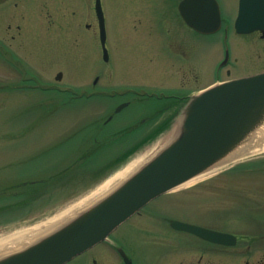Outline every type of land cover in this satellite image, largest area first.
<instances>
[{
	"label": "rangeland",
	"instance_id": "rangeland-1",
	"mask_svg": "<svg viewBox=\"0 0 264 264\" xmlns=\"http://www.w3.org/2000/svg\"><path fill=\"white\" fill-rule=\"evenodd\" d=\"M218 1L225 19L224 30L209 34L212 42L209 46L199 47L197 56L177 63L167 61L168 54L160 65L147 63L149 46L157 45L163 36L159 27L153 25L154 20L159 19L160 10L163 11L161 18L171 16L176 0H101L109 53L107 61L102 59L96 37L93 40L90 36L89 42L86 36L84 58L75 65L64 61L67 57L57 40L49 47L38 41L33 49V64L37 73L44 75L35 84L38 90L24 93L26 95L19 91L0 92V187L44 178L63 167L66 170L54 180L78 174L88 164L94 167L91 174H101L115 157L117 141L126 137V134L120 137L116 131L150 117L161 103L155 99L157 95H189L190 91L202 88L218 77L264 69V39L238 35L229 25L236 16L238 0ZM91 4L92 1L87 0L86 12L92 11ZM150 21H153L154 41L152 37L148 40L150 26L147 24ZM170 27L176 29L177 25L170 21ZM181 30L185 31L182 27ZM182 49L188 52L187 47ZM226 49H229L231 64L234 58L237 59L235 67H226L230 73L217 66ZM69 53L70 56L75 53L72 47ZM186 65L195 68L188 69ZM59 70L64 76L56 82L55 74ZM47 74L50 79L46 78ZM13 75L7 68L0 69V84L9 81ZM47 84L67 90L41 92L39 88ZM127 89L137 93L121 94ZM123 100H131V104L103 125ZM114 132L116 136L106 138L107 134ZM99 141L104 143L95 149L94 145ZM86 152L87 157L79 161L80 155ZM75 157H79L76 162ZM256 164L258 162H249L213 173L180 193L175 205L170 202L174 196H167L155 202L153 209L165 213L167 218L176 217L209 228L250 234L256 237L252 243L255 251L264 245V239L260 240L264 235V218L256 217L264 216V167L259 166L251 172L241 168ZM89 182V178L82 175L81 181L72 188L69 183L63 191L49 193L1 213L0 236L31 224L28 223L30 220L15 223L10 219L46 213L53 207L50 203L66 200ZM31 186L34 185L23 186V189L33 190ZM95 187L92 185L75 199L92 194ZM17 189L22 188L17 186ZM128 223L123 222L112 233L111 240L121 242L133 264H264V249L255 251L250 257L227 258L226 254L212 249L193 234L170 228L164 218L159 224L160 233L155 237H145L134 227L129 229ZM111 240L96 244L68 264H123L113 251Z\"/></svg>",
	"mask_w": 264,
	"mask_h": 264
},
{
	"label": "water",
	"instance_id": "water-1",
	"mask_svg": "<svg viewBox=\"0 0 264 264\" xmlns=\"http://www.w3.org/2000/svg\"><path fill=\"white\" fill-rule=\"evenodd\" d=\"M193 4L197 6L196 16L191 14ZM179 8L186 22L200 31L211 32L219 26L220 12L215 0H182ZM96 9L106 56L99 0ZM235 26L241 32L264 29V0H240ZM60 77L59 72L57 78ZM180 114L179 133L134 174H127L91 205L56 220L32 240L0 250V264H62L104 239L152 197L221 160L249 154L263 140L262 136L256 137L263 132L259 126H264V72L214 84L193 95ZM174 226L206 240L233 243L234 237L227 233L184 222H174Z\"/></svg>",
	"mask_w": 264,
	"mask_h": 264
},
{
	"label": "flooded vegetation",
	"instance_id": "flooded-vegetation-1",
	"mask_svg": "<svg viewBox=\"0 0 264 264\" xmlns=\"http://www.w3.org/2000/svg\"><path fill=\"white\" fill-rule=\"evenodd\" d=\"M95 1V0H94ZM87 0H0V69L8 65L15 72L14 77H22L19 72L21 69H17L22 63L32 66L33 64V49H36L38 41L40 43L45 42L47 47L52 46L54 41H58V45L62 48L66 59L64 61H71L74 65L80 64L84 58V52L86 47V36L90 42L95 37L99 39V20L92 5V11L86 12L85 5ZM163 11L160 10L159 15ZM154 20L153 25L159 27V32H163L162 38H159L157 44V58L158 64L164 59V41L166 30L169 32L168 39L170 46L178 47L189 45L191 49L190 57H194L197 53V43L199 38L197 34L190 35L189 43L187 44L186 36L179 34H173L171 31L172 20L168 18H161ZM148 22V40L152 37V41L155 40L153 36V25ZM175 22V21H174ZM167 24L169 25L167 27ZM158 32V33H159ZM249 34H254L261 39L262 33L259 30H255ZM184 41V42H183ZM101 45V43H100ZM163 45V46H162ZM72 47L75 52L70 56L69 48ZM155 51V49H154ZM154 57H156L154 55ZM153 58H149L148 61H154ZM236 65L234 64L233 67ZM19 72H18V71ZM227 72H230L227 69ZM33 76V75H30ZM5 77V75H3ZM33 78V77H30ZM156 209H148L145 211H138L135 215L134 222L131 221V227L140 231L145 237H155L159 235V224L162 223V219H166L168 225L172 219L176 217L167 218L165 213H159ZM149 224V225H146ZM151 224V226H150ZM153 224H157V227H153ZM232 233V232H230ZM243 232L233 233L236 236V244L231 248L227 245H215L211 244V248L216 251L223 252L227 255V258H241L246 256H252L255 251L264 249V245L258 247L255 251L251 244L246 245V238L242 234ZM264 239V236L261 237ZM121 243L119 240L115 239ZM122 247V246H121ZM115 250L118 252L119 245H115ZM263 251V250H262ZM194 252V251H193ZM174 264V263H173ZM177 264V263H176ZM196 264V263H189ZM248 264V263H246Z\"/></svg>",
	"mask_w": 264,
	"mask_h": 264
},
{
	"label": "bare ground",
	"instance_id": "bare-ground-1",
	"mask_svg": "<svg viewBox=\"0 0 264 264\" xmlns=\"http://www.w3.org/2000/svg\"><path fill=\"white\" fill-rule=\"evenodd\" d=\"M259 130L260 131H264V126H259ZM259 132V131H257ZM242 146V145H241ZM241 146L237 147L235 150H239L241 148ZM158 146H155L154 148H151L149 149L148 151H146L145 153H142V155H138L135 159H133L129 165H127L123 170L119 171L116 173L115 176H113L107 184H105L104 186H102L96 193L98 194L99 191L102 193L106 190V186H108L111 182L114 183L116 181H118L122 176L123 174H131V170L133 169H136L137 167L141 166L144 162H142L153 150H155ZM261 148H264V145L261 147ZM259 149V148H258ZM223 161H219L218 163H216L215 165H213L212 167L208 168L207 170L199 173L198 175L194 176V178L190 179L189 181L183 183V184H189V183H192L194 182V180H197V179H200L201 177L205 176V174L208 173L209 170L217 167L218 165H220ZM140 168V167H139ZM210 173V172H209ZM208 173V174H209ZM50 220L48 221H45V222H39V223H36L35 225H33L32 227H26V228H23L17 232H15L16 234H13L9 237H6V238H0V246H4V248H8L9 246H11V244H13L14 242H17L18 243L20 241H22V239L20 238H28L29 236H31L32 233L36 232V231H39L40 228L42 227H46L47 225H49ZM51 227V226H50ZM15 239H18V240H15ZM30 241V240H28ZM27 241V242H28ZM1 250V249H0Z\"/></svg>",
	"mask_w": 264,
	"mask_h": 264
},
{
	"label": "trees",
	"instance_id": "trees-1",
	"mask_svg": "<svg viewBox=\"0 0 264 264\" xmlns=\"http://www.w3.org/2000/svg\"><path fill=\"white\" fill-rule=\"evenodd\" d=\"M46 181H42L41 183H38V186L39 188L46 185ZM37 189V192H36V195L39 196L41 194V190L40 189ZM27 192H24L23 194H19V195H11V196H8L9 199H14L13 203H12V208L15 209V207H21V204L18 203L19 200L21 199H24V198H27V195H26ZM29 194V193H28Z\"/></svg>",
	"mask_w": 264,
	"mask_h": 264
}]
</instances>
